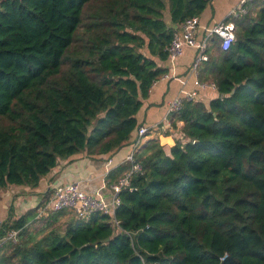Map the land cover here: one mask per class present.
Wrapping results in <instances>:
<instances>
[{
    "label": "trees",
    "instance_id": "obj_1",
    "mask_svg": "<svg viewBox=\"0 0 264 264\" xmlns=\"http://www.w3.org/2000/svg\"><path fill=\"white\" fill-rule=\"evenodd\" d=\"M210 2L3 1L0 192L36 188L60 160L108 161L130 146L142 100L168 72L159 63L173 29ZM245 7L224 21L234 42L223 50L214 35L199 67L217 95L182 101L168 152L148 139L107 173L111 186L131 172L117 223L72 209L15 216L11 205L0 264H264V0ZM10 231L15 242L4 240Z\"/></svg>",
    "mask_w": 264,
    "mask_h": 264
},
{
    "label": "crops",
    "instance_id": "obj_2",
    "mask_svg": "<svg viewBox=\"0 0 264 264\" xmlns=\"http://www.w3.org/2000/svg\"><path fill=\"white\" fill-rule=\"evenodd\" d=\"M240 0H211L209 5L199 16L200 27L197 39L207 36L205 29L224 22L228 18L230 10ZM212 37L209 38L211 40ZM196 55V50L186 48L178 57L173 68L169 63H159L168 70L165 76L160 77L151 87L147 98L142 100L140 110L136 114V120L140 126L147 128V134L143 143L151 138H157L164 151L174 145L176 137L180 136L182 123L176 124V129L171 127L170 115H167V103L180 95V90H193V76L188 77V68ZM185 84L182 85V82ZM201 99H211L217 95L216 90L206 89L200 92ZM199 96V98H200ZM168 132V134H165ZM137 134L134 133L130 140V146L123 147L110 156L108 161L98 158H90L85 154L73 158L60 160L57 165L44 176L36 188L26 186H8L0 192V218H5L9 206H13L15 216H21L29 210L37 209L38 206L49 196V189L60 183L79 181L83 189L89 194L99 193L108 197L110 187L106 185L105 177L114 167L121 165L131 152V143L135 141ZM109 162V163H108Z\"/></svg>",
    "mask_w": 264,
    "mask_h": 264
},
{
    "label": "built area",
    "instance_id": "obj_3",
    "mask_svg": "<svg viewBox=\"0 0 264 264\" xmlns=\"http://www.w3.org/2000/svg\"><path fill=\"white\" fill-rule=\"evenodd\" d=\"M249 1L251 0H240L230 10L228 17L232 19L245 14L247 12L245 4ZM199 27L200 23L198 17H191L184 20L173 29L171 42L166 48L168 52L166 62L169 63L171 68L175 66L178 57L182 55L186 48H192L196 50V55L188 68V77L193 76L194 79L193 90L185 91L181 89L180 95L167 103V115L178 112L181 109L183 100L194 99L199 95L200 92H204L206 89L215 90V86L212 83L201 82L199 80V67L203 62L208 60L207 49L209 38L213 37L214 35L219 37L223 50L228 49L235 40L234 24L231 20L228 22H220L209 29H205L207 36L201 40L197 39ZM184 84L185 81L182 82V85ZM147 131V128L143 126L138 128L137 138L125 161H132V155L143 143V139L146 136ZM132 171H139V167L134 165L132 167ZM130 174L131 172L117 183L109 186L110 193L108 197H104L99 193H87L83 189L82 183L79 181L60 183L59 185L49 189V200L44 206H38V216H46L50 212H57L63 209H72L78 218H87V216L90 214L99 212L101 214L108 215L111 221L115 224L117 222L115 220L114 214L115 210L120 204L118 193L124 186L128 185ZM4 240H12L15 242L17 240V232L10 231L7 236L4 237Z\"/></svg>",
    "mask_w": 264,
    "mask_h": 264
},
{
    "label": "rangeland",
    "instance_id": "obj_4",
    "mask_svg": "<svg viewBox=\"0 0 264 264\" xmlns=\"http://www.w3.org/2000/svg\"><path fill=\"white\" fill-rule=\"evenodd\" d=\"M213 27V26H212ZM36 218H41L40 216H38V214H36Z\"/></svg>",
    "mask_w": 264,
    "mask_h": 264
},
{
    "label": "water",
    "instance_id": "obj_5",
    "mask_svg": "<svg viewBox=\"0 0 264 264\" xmlns=\"http://www.w3.org/2000/svg\"><path fill=\"white\" fill-rule=\"evenodd\" d=\"M3 1H6V0H0V4H1Z\"/></svg>",
    "mask_w": 264,
    "mask_h": 264
}]
</instances>
